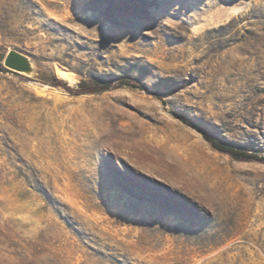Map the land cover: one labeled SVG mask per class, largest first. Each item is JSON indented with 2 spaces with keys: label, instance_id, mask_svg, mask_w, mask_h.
Returning a JSON list of instances; mask_svg holds the SVG:
<instances>
[{
  "label": "rangeland",
  "instance_id": "1",
  "mask_svg": "<svg viewBox=\"0 0 264 264\" xmlns=\"http://www.w3.org/2000/svg\"><path fill=\"white\" fill-rule=\"evenodd\" d=\"M0 264H264V0H0Z\"/></svg>",
  "mask_w": 264,
  "mask_h": 264
},
{
  "label": "water",
  "instance_id": "2",
  "mask_svg": "<svg viewBox=\"0 0 264 264\" xmlns=\"http://www.w3.org/2000/svg\"><path fill=\"white\" fill-rule=\"evenodd\" d=\"M3 66L11 71L25 75L30 78H42L41 66L27 53L9 48L3 57Z\"/></svg>",
  "mask_w": 264,
  "mask_h": 264
},
{
  "label": "trees",
  "instance_id": "3",
  "mask_svg": "<svg viewBox=\"0 0 264 264\" xmlns=\"http://www.w3.org/2000/svg\"><path fill=\"white\" fill-rule=\"evenodd\" d=\"M55 79V78H54ZM57 81V80H56ZM120 84H131L128 80L126 79H121L119 81ZM109 84H105V86H102L98 89L96 88H92L91 86H89L85 81H81L79 83V86L81 87V89L79 90V92L81 93H87V92H94V91H98V90H102L105 89L106 87H108ZM139 87V86H136ZM174 116L178 119H180L182 122L188 124V125H193L192 122H190L189 120H187L185 117L178 115V114H174ZM199 131L202 133V135L204 136V138L209 141V143L211 144L212 147H214L215 149L219 150V151H223V152H227L230 155L237 157V158H253V159H262V156H259L255 153L249 152V151H245V150H240L237 149L235 147H233L232 145H230L229 143L223 142L221 140L215 139L211 136H209L207 133H205L201 128H198Z\"/></svg>",
  "mask_w": 264,
  "mask_h": 264
},
{
  "label": "bare ground",
  "instance_id": "4",
  "mask_svg": "<svg viewBox=\"0 0 264 264\" xmlns=\"http://www.w3.org/2000/svg\"><path fill=\"white\" fill-rule=\"evenodd\" d=\"M59 74H61V75H67V73L64 71V70H61V69H59L58 71H57ZM64 77V76H63Z\"/></svg>",
  "mask_w": 264,
  "mask_h": 264
}]
</instances>
